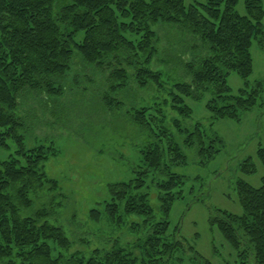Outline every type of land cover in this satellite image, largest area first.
Segmentation results:
<instances>
[{"label": "trees", "instance_id": "1", "mask_svg": "<svg viewBox=\"0 0 264 264\" xmlns=\"http://www.w3.org/2000/svg\"><path fill=\"white\" fill-rule=\"evenodd\" d=\"M238 3L0 0V145L7 146L13 139L24 157V163L13 156L0 159V264H171L183 242L170 233L169 216L175 201L184 197L187 181L174 167L188 163L187 148L205 162L223 147L218 133L202 122L185 123L193 115L187 99H201L208 93L206 106L214 119L240 120L264 89L262 82L252 87L249 83L254 69L253 39L264 49V0H244L245 15L237 11ZM164 24L176 30L169 40L175 52L172 60L190 77V81L172 82L170 88L164 72L153 67L161 52L156 28ZM199 47L206 54H199ZM186 51L191 52L188 58ZM77 59L108 76L110 88L103 97L112 109L125 104L112 94L132 90L133 82L139 89L154 85L158 93L152 102L132 101L128 111L129 120L142 127L147 138L138 176L111 184L112 199L103 210L92 208L89 213L94 221L104 217L120 227L126 217H143L142 222L131 223L137 233L131 244L124 245L116 237L111 246L72 250L74 241L50 220L53 205L34 207L41 191L58 187V181L44 171V163L56 150L45 145L25 148L20 109L30 98L38 102L44 97H63L65 78ZM231 72L245 81L238 93L229 86ZM258 156L264 164V147ZM241 168L245 173L256 171L251 158ZM153 185L158 218L150 199ZM237 192L243 212L222 211L211 223L217 224L241 257L238 264H264V182L254 186L241 179Z\"/></svg>", "mask_w": 264, "mask_h": 264}, {"label": "rangeland", "instance_id": "2", "mask_svg": "<svg viewBox=\"0 0 264 264\" xmlns=\"http://www.w3.org/2000/svg\"><path fill=\"white\" fill-rule=\"evenodd\" d=\"M237 11L246 14L244 0H239ZM156 30L161 40V52L154 61V69L164 72L167 88L177 80L190 81L189 75L172 60L175 52L169 40L176 30L172 31L165 24L158 25ZM196 50L199 54H206L202 47ZM187 52L185 58L191 56V52ZM251 52L254 69L249 83L252 87L262 82L264 88V49L257 39H253ZM77 60L65 78L67 89L63 97H44L38 102L30 98L20 109L24 117L21 133L25 148L45 145L54 146L56 150V155L44 163V171L58 181V187L51 191L46 187L41 191L34 207L53 205L54 215L50 220L62 226L74 241L72 250L88 251L111 246L116 237L124 245L131 244L136 241L137 234L131 223L142 222L143 217H126V224L120 227L109 224L104 217L101 221H94L89 213L92 208L103 210L105 202L112 199L111 184L130 181L138 176L142 165L141 149L147 138L142 127L129 120L128 111L132 101L137 104L142 99L152 102L158 93L154 85L139 89L133 82L132 90L112 94L121 101L125 100L120 108L112 109L103 97L110 88L108 76ZM228 83L233 93H238L246 85L236 72L230 73ZM208 97L206 93L201 99H187L193 115L185 123L202 122L218 133L223 139V147L214 158L205 162L195 151L187 148L188 163L174 167L175 171L187 177V181L183 188L184 197L175 201L169 216L170 233H175V238L183 242L171 264H238L241 257L211 219L222 211L243 212L237 192L239 180L254 186H261L264 182V164L258 156L259 148L264 147V89L257 104L251 110L243 111L240 120L214 119L206 106ZM168 113L175 115L170 110ZM170 128L174 130V127ZM18 149L13 139L8 140L7 146L0 145V159L13 156L24 163ZM248 158L256 166L254 173H245L241 168ZM150 185L149 180L147 186ZM150 194L158 218L159 203L154 185ZM176 227H179L177 232ZM190 246L202 258L196 256Z\"/></svg>", "mask_w": 264, "mask_h": 264}]
</instances>
